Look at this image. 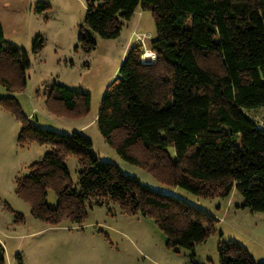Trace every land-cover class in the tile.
Segmentation results:
<instances>
[{
  "label": "trees",
  "instance_id": "1",
  "mask_svg": "<svg viewBox=\"0 0 264 264\" xmlns=\"http://www.w3.org/2000/svg\"><path fill=\"white\" fill-rule=\"evenodd\" d=\"M138 6L154 21L149 49L155 59L143 62L139 45L127 50L100 101V135L121 159L160 184L203 198H227L235 189L242 208L264 212V127L247 113L264 106V0H88L77 38L82 49L94 48L93 33L116 37L120 19L128 20ZM46 7L40 2L36 10ZM42 46L35 37L32 53ZM29 64L27 54L4 38L0 22V85L22 90ZM0 102L20 123V145L49 146L16 180L15 193L34 218L50 225L81 223L87 206L111 201L123 213L152 219L167 248L193 251L215 232L212 215L101 159L81 133L41 129L13 98ZM46 103L77 117L88 112L90 96L54 84ZM68 156L77 160V188L64 163ZM48 190L55 207L47 205ZM217 253L219 264H264L236 241L220 242Z\"/></svg>",
  "mask_w": 264,
  "mask_h": 264
},
{
  "label": "rangeland",
  "instance_id": "2",
  "mask_svg": "<svg viewBox=\"0 0 264 264\" xmlns=\"http://www.w3.org/2000/svg\"><path fill=\"white\" fill-rule=\"evenodd\" d=\"M47 7L36 10L38 3ZM88 0H0V22L4 38L29 59L26 85L9 92L0 85V100L13 98L20 112L41 129L59 133L79 132L91 144V151L135 176L151 190L171 193L210 215L216 221L215 232L193 251L167 248L166 238L155 222L140 214H126L111 201L86 207L81 223L63 221L50 225L31 215L30 206L16 193V180L28 172L49 150L36 142L20 145V123L0 102V244L4 264H219L217 246L236 241L255 262L264 261V212L242 208V196L233 189L227 198H203L188 191L157 182L143 168L130 164L115 152L100 135L96 116L106 86L118 75L127 50L134 45L142 54L155 37L151 12L136 8L128 20L120 19V31L114 38L93 33L95 46L86 52L77 38L84 26ZM43 39L38 53H32L35 37ZM136 36L144 43H137ZM54 84L64 85L90 96L88 112L71 116L50 110L46 93ZM264 127V106L247 111ZM236 143H239L237 141ZM173 157V149L168 148ZM72 185L77 188V160L65 158ZM46 202L55 207L56 197L47 191Z\"/></svg>",
  "mask_w": 264,
  "mask_h": 264
},
{
  "label": "built area",
  "instance_id": "3",
  "mask_svg": "<svg viewBox=\"0 0 264 264\" xmlns=\"http://www.w3.org/2000/svg\"><path fill=\"white\" fill-rule=\"evenodd\" d=\"M142 37L144 38L145 36H136V42H137V43H141V42H142V44H143L144 41L141 40ZM150 53H152V52H150ZM144 59H147V60L150 62V61H153V60L155 59V56H154L153 60H152L151 58H149L148 56H146V57H144V58H143V56H142V61H143V62H145Z\"/></svg>",
  "mask_w": 264,
  "mask_h": 264
},
{
  "label": "bare ground",
  "instance_id": "4",
  "mask_svg": "<svg viewBox=\"0 0 264 264\" xmlns=\"http://www.w3.org/2000/svg\"><path fill=\"white\" fill-rule=\"evenodd\" d=\"M143 58L148 56L149 58H151L153 60L154 58V54L153 53H150L149 51H145L144 54H142Z\"/></svg>",
  "mask_w": 264,
  "mask_h": 264
},
{
  "label": "water",
  "instance_id": "5",
  "mask_svg": "<svg viewBox=\"0 0 264 264\" xmlns=\"http://www.w3.org/2000/svg\"><path fill=\"white\" fill-rule=\"evenodd\" d=\"M145 60V62H149L147 59H144Z\"/></svg>",
  "mask_w": 264,
  "mask_h": 264
}]
</instances>
